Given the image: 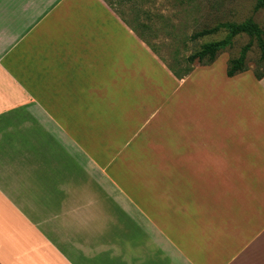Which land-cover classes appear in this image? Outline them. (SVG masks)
I'll return each mask as SVG.
<instances>
[{
	"label": "crops",
	"instance_id": "1",
	"mask_svg": "<svg viewBox=\"0 0 264 264\" xmlns=\"http://www.w3.org/2000/svg\"><path fill=\"white\" fill-rule=\"evenodd\" d=\"M177 78L104 0H0V264H264V77Z\"/></svg>",
	"mask_w": 264,
	"mask_h": 264
},
{
	"label": "rangeland",
	"instance_id": "2",
	"mask_svg": "<svg viewBox=\"0 0 264 264\" xmlns=\"http://www.w3.org/2000/svg\"><path fill=\"white\" fill-rule=\"evenodd\" d=\"M105 1L178 77L201 64H192L187 57L211 43L218 45L216 57L221 55L228 61L242 58L240 65L244 69L264 72V57L260 58L264 55V6L256 0ZM250 25L258 31L262 43L249 34ZM242 28L245 31H239ZM204 29L215 30L191 38Z\"/></svg>",
	"mask_w": 264,
	"mask_h": 264
},
{
	"label": "trees",
	"instance_id": "3",
	"mask_svg": "<svg viewBox=\"0 0 264 264\" xmlns=\"http://www.w3.org/2000/svg\"><path fill=\"white\" fill-rule=\"evenodd\" d=\"M105 1V0H104ZM257 1V4L259 6H264V0H256ZM106 2V1H105ZM107 3V2H106ZM108 5V3H107ZM110 7V6H109ZM254 26L250 25L249 29L247 30L249 32V34H251L253 36V34L256 36V38L258 39V41H260V38H259V33L257 30H255L253 28ZM132 29V28H131ZM236 29L235 31H233V33H235L237 31V28H234ZM252 29L254 30L253 33H251ZM133 30V29H132ZM215 29H204L198 33H195L191 36L192 39H195L197 37H201V36H204L206 34H209V33H212L214 32ZM134 31V30H133ZM239 31H245L244 28L242 29H239ZM261 42V41H260ZM262 43V42H261ZM217 48H218V45L216 43H211V44H207L205 45L199 52H196L190 56L187 57V61H189L190 63L193 64L194 61H196L197 63H201L200 65H208V64H211L215 58H216V51H217ZM261 48H264V43L261 44ZM264 55H261L260 58H263ZM242 62V58H239V59H230L229 60V64H228V68H227V73L228 75L232 76L236 73H239V72H242L244 70H246V68L244 69L240 63ZM191 70V69H190ZM190 70H188L185 74H183L182 76H185L187 75ZM256 76L258 78H262L264 77V72H261V73H258V72H255ZM174 75V73H173ZM175 77L177 78H182V76H176L174 75Z\"/></svg>",
	"mask_w": 264,
	"mask_h": 264
}]
</instances>
